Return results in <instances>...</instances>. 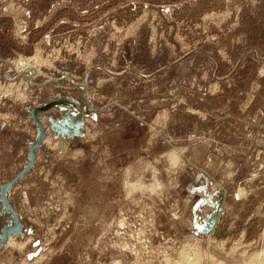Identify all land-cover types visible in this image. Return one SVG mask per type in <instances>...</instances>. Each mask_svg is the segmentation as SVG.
<instances>
[{
  "label": "rangeland",
  "instance_id": "374dc122",
  "mask_svg": "<svg viewBox=\"0 0 264 264\" xmlns=\"http://www.w3.org/2000/svg\"><path fill=\"white\" fill-rule=\"evenodd\" d=\"M45 106L0 264H264V0H0V187Z\"/></svg>",
  "mask_w": 264,
  "mask_h": 264
},
{
  "label": "water",
  "instance_id": "95a60500",
  "mask_svg": "<svg viewBox=\"0 0 264 264\" xmlns=\"http://www.w3.org/2000/svg\"><path fill=\"white\" fill-rule=\"evenodd\" d=\"M46 108H48V106H45L42 108H34L32 111L34 119L36 120L35 122L37 123V125L39 127V131H38V136H37L36 140L30 144V147L28 149V159L29 160H28L27 164L24 166L23 170L19 174H17L11 181L3 184L0 187V207L4 205V207L12 213V215L14 217V223H15L14 225H6L1 229L0 243L6 242V240L8 239V234H16V233L20 232L22 224L20 223V221L18 219L16 211L13 209V207L10 205V203L8 201L7 190H8V188H10L12 186V184L18 178H20L32 166L34 159H35V148L37 146H39L42 143V141L44 140V138L46 137V132L44 130V127H43L42 123L39 121V119L37 118V114H36L38 111H42L43 109H46ZM53 125H57V124L55 122H53Z\"/></svg>",
  "mask_w": 264,
  "mask_h": 264
},
{
  "label": "crops",
  "instance_id": "0c3cea01",
  "mask_svg": "<svg viewBox=\"0 0 264 264\" xmlns=\"http://www.w3.org/2000/svg\"><path fill=\"white\" fill-rule=\"evenodd\" d=\"M4 126H5V123L1 121L0 122V135L2 134L1 132H2Z\"/></svg>",
  "mask_w": 264,
  "mask_h": 264
},
{
  "label": "bare ground",
  "instance_id": "6f19581e",
  "mask_svg": "<svg viewBox=\"0 0 264 264\" xmlns=\"http://www.w3.org/2000/svg\"><path fill=\"white\" fill-rule=\"evenodd\" d=\"M10 237H11V236H10ZM10 237H9L8 239H10ZM8 242H9V240H8ZM8 242H7V243H8Z\"/></svg>",
  "mask_w": 264,
  "mask_h": 264
}]
</instances>
